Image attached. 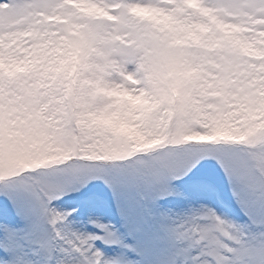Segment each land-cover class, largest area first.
<instances>
[{"label":"snow or ice","instance_id":"6c2138e0","mask_svg":"<svg viewBox=\"0 0 264 264\" xmlns=\"http://www.w3.org/2000/svg\"><path fill=\"white\" fill-rule=\"evenodd\" d=\"M0 264H264V0H0Z\"/></svg>","mask_w":264,"mask_h":264}]
</instances>
